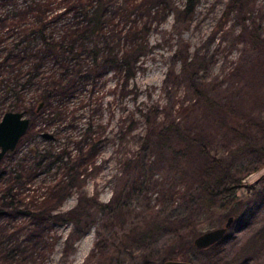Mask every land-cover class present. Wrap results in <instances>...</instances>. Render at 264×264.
Masks as SVG:
<instances>
[{"label":"rangeland","instance_id":"1","mask_svg":"<svg viewBox=\"0 0 264 264\" xmlns=\"http://www.w3.org/2000/svg\"><path fill=\"white\" fill-rule=\"evenodd\" d=\"M229 1L199 0L189 25L175 28L171 15L154 29L152 50L131 83L137 93L124 95L109 74L94 94L87 91L72 102L80 127L93 115L107 128L96 169L83 189L108 208L97 212L71 246L67 241L73 226L56 227L61 239L46 260L37 259L36 264H89L98 240L106 246L105 254L98 251L90 264H162L169 259L264 264V0H242V14L227 13ZM254 33L258 40L252 38ZM178 51L192 62L197 80L222 109H208L178 79ZM34 106L41 110L39 104ZM5 108L0 104V121ZM152 111L159 112V120L176 119L199 134L210 154L223 161L220 182L213 184L212 192L204 193L195 181L194 173L203 167L196 153L178 156L169 143L144 140V114ZM33 145L47 146L36 134L24 137L1 165H12ZM239 178L242 185L235 188L233 181ZM179 190L195 200L179 197ZM203 196L206 202L199 204ZM77 202V194L70 196L62 210ZM241 216L245 220L240 222ZM230 217L234 222L221 244L207 250L190 246L200 234L224 227ZM189 224L194 228H187ZM124 235L128 239L123 243Z\"/></svg>","mask_w":264,"mask_h":264},{"label":"trees","instance_id":"2","mask_svg":"<svg viewBox=\"0 0 264 264\" xmlns=\"http://www.w3.org/2000/svg\"><path fill=\"white\" fill-rule=\"evenodd\" d=\"M180 1L0 0V104L7 105L1 114L26 111L31 126L25 137H42L55 129L53 140L44 139L45 149L33 145L28 155L12 165L0 163V264L45 261L61 239L56 227L73 226L67 241L71 246L93 224L97 212L107 210L96 195L83 189L86 177L96 169L107 128L93 115L80 127L71 104L87 91L94 94L109 74L117 78L116 87L124 95L137 93L131 83L142 58L152 50L151 32L171 15L176 18L175 28L194 19L199 0ZM231 11L242 14V0H230L226 12ZM252 38L258 40L257 34ZM176 56L182 65L178 79L208 109H222L197 80L192 62L180 51ZM35 103L44 104L40 111ZM159 116L158 111L144 114V140L169 143L178 156L196 153L203 167L198 175L194 173L195 181L204 193L212 192L213 184L220 182L223 161L210 154L199 134L176 119L159 120ZM241 182L242 178L234 180L235 188ZM176 193L195 200L184 190ZM74 194L78 195L76 206L63 211L66 199ZM205 202L206 196L198 200L199 204ZM239 220L244 221L245 216ZM125 239L124 235L123 243ZM219 244L221 241L208 249ZM105 249L98 240L89 264L98 251L105 254Z\"/></svg>","mask_w":264,"mask_h":264},{"label":"water","instance_id":"3","mask_svg":"<svg viewBox=\"0 0 264 264\" xmlns=\"http://www.w3.org/2000/svg\"><path fill=\"white\" fill-rule=\"evenodd\" d=\"M43 103L40 104L38 110L43 107ZM31 126V118L26 111H9L6 112L0 121V163L4 157L14 152L21 140L28 133ZM51 133H44L42 138L45 140H53ZM234 222V218L230 217L224 227H220L205 233L200 234L195 240L194 245L199 250L208 249L215 244L222 241L228 232V229ZM162 264H194L191 261L169 259Z\"/></svg>","mask_w":264,"mask_h":264}]
</instances>
